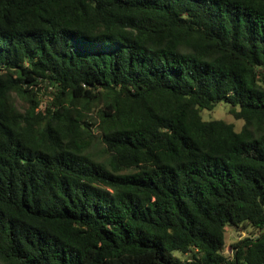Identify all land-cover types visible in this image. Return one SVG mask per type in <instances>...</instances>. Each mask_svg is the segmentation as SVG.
Returning <instances> with one entry per match:
<instances>
[{
  "label": "trees",
  "instance_id": "trees-1",
  "mask_svg": "<svg viewBox=\"0 0 264 264\" xmlns=\"http://www.w3.org/2000/svg\"><path fill=\"white\" fill-rule=\"evenodd\" d=\"M0 264H264V0H0Z\"/></svg>",
  "mask_w": 264,
  "mask_h": 264
},
{
  "label": "rangeland",
  "instance_id": "rangeland-1",
  "mask_svg": "<svg viewBox=\"0 0 264 264\" xmlns=\"http://www.w3.org/2000/svg\"><path fill=\"white\" fill-rule=\"evenodd\" d=\"M42 105H45L47 101H49L48 94H44ZM16 105L22 109L23 103L19 100H16ZM202 119L205 121L210 120H222L227 123H232L235 127L236 131H239L242 127V122L235 120L229 113L227 106L221 102L217 105V107L212 111H202L201 113ZM94 150L99 152L101 150V147L99 145H95ZM248 234L247 232H243L241 230H237L232 227H226L225 229V247H224V253L226 255H231V247L233 244L238 242L239 240L246 237ZM176 256H179L182 260H186L188 256L178 255V253H174Z\"/></svg>",
  "mask_w": 264,
  "mask_h": 264
}]
</instances>
